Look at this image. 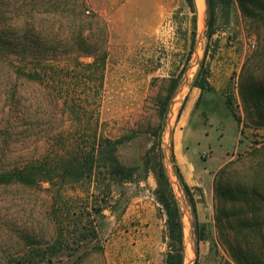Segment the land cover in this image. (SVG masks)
Wrapping results in <instances>:
<instances>
[{
    "label": "rangeland",
    "instance_id": "obj_1",
    "mask_svg": "<svg viewBox=\"0 0 264 264\" xmlns=\"http://www.w3.org/2000/svg\"><path fill=\"white\" fill-rule=\"evenodd\" d=\"M195 9L189 55L191 15L183 0L176 18L166 19L157 39L145 44L109 40L89 0H0L2 41L30 40L36 71L41 73V64L48 71L17 83L15 100L30 105L29 116L8 118V98L0 87V171L46 153L53 157L60 133L111 140L134 135L117 156L138 168L131 182L111 187L108 207L90 217L84 208L94 204L95 192L87 184L67 179L40 186L0 184V264L27 258L31 264H164L165 219L154 178L142 166L159 126L162 150L168 156L172 149L183 180L201 191H192L203 225L196 228L166 158L182 216L183 264H240L238 251L264 256V0H233L228 23L216 14L219 32L210 41L205 0L201 5L195 0ZM200 68H208L212 90L196 106L200 91L192 84ZM177 77L160 118L159 105ZM55 102L58 111L50 105ZM60 222V244L44 256ZM199 233L204 240L196 242Z\"/></svg>",
    "mask_w": 264,
    "mask_h": 264
},
{
    "label": "trees",
    "instance_id": "obj_2",
    "mask_svg": "<svg viewBox=\"0 0 264 264\" xmlns=\"http://www.w3.org/2000/svg\"><path fill=\"white\" fill-rule=\"evenodd\" d=\"M189 14V23L191 25V44L189 55L194 50V42L196 37V9L195 0H183ZM207 9V18L205 22V38L210 41L212 37L219 32L216 28V21L218 14L222 19L228 23L231 6L233 0H205ZM177 12H174L172 19H175ZM32 42L30 40L20 41H2L0 37V87L8 98L9 115L10 117L20 118L22 116L30 115V105L18 103L15 100V90L17 83L21 79L33 81L39 79L41 76L47 75V69L41 64V73L36 71L34 58L30 53ZM207 50L204 51V56ZM43 60V58H42ZM41 61V60H40ZM189 57L186 58L182 64L181 71H183ZM208 68L203 70L200 68L194 78L192 86L200 91L196 106L201 100L204 92L212 90L209 84ZM178 82L176 79H171L170 86L167 91V99L164 103L159 105V117L163 118L166 111L169 99L174 93ZM52 110L58 111L60 105L58 103L50 104ZM66 106V104H64ZM161 126L158 127L151 135L154 137V142L146 151L143 157V170L145 173H151L155 181L154 197L156 202L160 205L162 215L165 219V230L163 240L166 244L167 251L165 254L164 264H183V223L181 210L178 200L173 192L172 183L168 176L164 161L168 158L172 164L176 177L181 186L186 200L191 208L194 217V225L196 228H203V225L198 224L196 219L195 199L193 192L201 193L197 187L190 188L185 183L182 175L176 165L175 157L172 149H169V155L161 148ZM86 136L81 138H68L62 133L58 134L56 140V153L50 157L49 153L39 158L28 161L24 166L13 168L6 171H0V184L8 185L11 183H20L25 186H40L45 182L51 183L55 179L58 182L67 180L71 183L87 184L93 187L95 192L94 204L89 207L86 206L85 211H89L94 215H100L108 206V199L111 194V187L115 184L122 185L131 182L138 172L136 167H128L122 164L117 156L118 147L125 141L131 140L134 135L122 137L120 139L111 140L92 134L91 136L85 133ZM255 197V195H254ZM257 197V196H256ZM251 198L246 202L252 206ZM259 220H250L253 226L258 225ZM59 235L54 243L46 248L47 253H52L53 250L60 244L63 237V222L58 223ZM261 232V231H259ZM261 239L264 241V233H260ZM204 240L203 233H199L196 242ZM241 257L243 264H264V256L262 258H249L244 256L242 251L236 253V261L241 264ZM27 262H20L17 264H31L30 259H24Z\"/></svg>",
    "mask_w": 264,
    "mask_h": 264
},
{
    "label": "crops",
    "instance_id": "obj_3",
    "mask_svg": "<svg viewBox=\"0 0 264 264\" xmlns=\"http://www.w3.org/2000/svg\"><path fill=\"white\" fill-rule=\"evenodd\" d=\"M106 23L108 39L131 44H145L157 39L166 19L181 0H89ZM192 101L189 103V107ZM182 162V161H181ZM188 187L195 185L185 181Z\"/></svg>",
    "mask_w": 264,
    "mask_h": 264
},
{
    "label": "bare ground",
    "instance_id": "obj_4",
    "mask_svg": "<svg viewBox=\"0 0 264 264\" xmlns=\"http://www.w3.org/2000/svg\"><path fill=\"white\" fill-rule=\"evenodd\" d=\"M197 4L201 5L202 0H196Z\"/></svg>",
    "mask_w": 264,
    "mask_h": 264
}]
</instances>
